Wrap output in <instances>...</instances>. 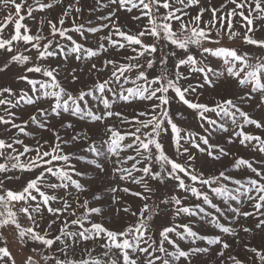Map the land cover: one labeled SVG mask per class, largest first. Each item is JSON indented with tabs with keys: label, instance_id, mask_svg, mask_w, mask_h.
<instances>
[{
	"label": "snow or ice",
	"instance_id": "6c2138e0",
	"mask_svg": "<svg viewBox=\"0 0 264 264\" xmlns=\"http://www.w3.org/2000/svg\"><path fill=\"white\" fill-rule=\"evenodd\" d=\"M0 264H264V0H0Z\"/></svg>",
	"mask_w": 264,
	"mask_h": 264
}]
</instances>
